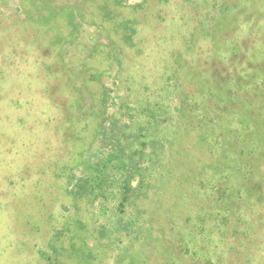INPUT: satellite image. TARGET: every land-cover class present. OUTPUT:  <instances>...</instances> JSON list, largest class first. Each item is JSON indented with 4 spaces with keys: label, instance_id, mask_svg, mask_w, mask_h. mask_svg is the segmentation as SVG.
I'll return each instance as SVG.
<instances>
[{
    "label": "rangeland",
    "instance_id": "374dc122",
    "mask_svg": "<svg viewBox=\"0 0 264 264\" xmlns=\"http://www.w3.org/2000/svg\"><path fill=\"white\" fill-rule=\"evenodd\" d=\"M0 264H264V0H0Z\"/></svg>",
    "mask_w": 264,
    "mask_h": 264
},
{
    "label": "trees",
    "instance_id": "16d2710c",
    "mask_svg": "<svg viewBox=\"0 0 264 264\" xmlns=\"http://www.w3.org/2000/svg\"><path fill=\"white\" fill-rule=\"evenodd\" d=\"M231 51L227 52H232V54L234 52H236L237 48L235 46H232ZM237 78V76H234ZM215 79H217L216 77H214ZM228 78H226L225 80H227ZM223 94H227V91H219V96L221 98V96ZM233 94V93H232ZM227 96H230L229 93ZM197 106L194 105L193 107H191L192 112L190 113L189 117L187 115H185L184 117L180 116L182 118V120L185 122L186 126L189 127L191 130H197V135H200L199 138L197 139L198 144H203L205 146V149L202 148V146H200V150H199V154L201 155L202 153H204L206 150L207 153L205 152L203 154V156H206L207 154L210 155L212 153V149L213 147H215V143L213 141V138L209 135V134H204L201 129L204 128V124L203 121L206 120V115H203V113L196 111ZM178 111L185 112L186 109L185 107H178ZM211 116L208 115L207 119L210 118ZM188 118L187 120L189 121V124L186 123L185 119ZM181 134V133H180ZM179 136V134H178ZM181 136H179L180 138ZM143 142V141H142ZM226 143H230L228 141H225ZM144 144V142H143ZM233 145V143H230ZM240 154L243 153L242 150L239 151ZM124 154V151L122 150V146L116 151V153H112V155L116 158V160H118V165L126 167L129 162H132V160H134L132 158V154H129L125 160L122 159V156ZM112 156V158H113ZM110 161V160H109ZM151 162V161H150ZM138 163V162H137ZM129 166V165H128ZM201 171H199L200 173ZM210 177H214V175H210ZM221 177L225 178L228 177V175H221ZM70 179H68V182ZM108 177H82V179L80 180V182L78 183H72L70 184L69 187L65 188L67 193L72 197L73 201L75 204H77V201L83 200V197H89L90 195H93L94 192H96L97 194H95L96 198L99 197L102 200L106 198L104 191V184H107ZM82 181V182H81ZM113 178L111 177V179L109 180L110 184L112 183ZM119 188H118V192H120L119 198L122 199L120 201V205L123 204V201L127 200V198L131 197L133 194V191L135 190V186H131V177H125L120 183H119ZM221 191L223 192L224 190H222V188H220ZM73 203V204H74ZM103 203V202H102ZM62 238V233H60L59 231H56L53 235V238L48 240V244L49 247H51V253L55 256H59L60 254V250L63 249H58L55 248L53 241L57 242L58 239ZM75 247H68L67 249H65V251H62V253L66 254L67 257H71L74 258L75 257ZM57 258V257H56Z\"/></svg>",
    "mask_w": 264,
    "mask_h": 264
}]
</instances>
